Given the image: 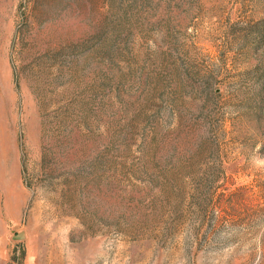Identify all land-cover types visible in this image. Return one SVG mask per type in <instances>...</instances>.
<instances>
[{"label":"rangeland","instance_id":"1","mask_svg":"<svg viewBox=\"0 0 264 264\" xmlns=\"http://www.w3.org/2000/svg\"><path fill=\"white\" fill-rule=\"evenodd\" d=\"M0 264H264V0H0Z\"/></svg>","mask_w":264,"mask_h":264},{"label":"water","instance_id":"2","mask_svg":"<svg viewBox=\"0 0 264 264\" xmlns=\"http://www.w3.org/2000/svg\"><path fill=\"white\" fill-rule=\"evenodd\" d=\"M23 238H24L23 233H19V234L15 235V239H23Z\"/></svg>","mask_w":264,"mask_h":264}]
</instances>
